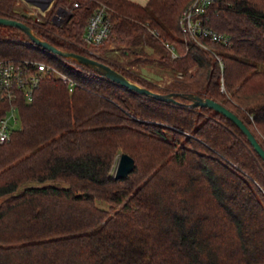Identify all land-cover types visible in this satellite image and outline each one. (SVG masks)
<instances>
[{
	"label": "trees",
	"instance_id": "trees-1",
	"mask_svg": "<svg viewBox=\"0 0 264 264\" xmlns=\"http://www.w3.org/2000/svg\"><path fill=\"white\" fill-rule=\"evenodd\" d=\"M192 1L54 0L32 14L0 0V16L53 45L183 93L175 102L140 94L0 24V57L53 69L20 100V124L0 142V264H264V160L232 120L185 95L220 101L255 135L253 125L264 126V0L209 2L199 17L226 43L182 29ZM101 4L110 32L95 47L115 46L96 55L83 34ZM147 47L168 69L164 83L136 69L151 62ZM121 152L135 167L115 177Z\"/></svg>",
	"mask_w": 264,
	"mask_h": 264
},
{
	"label": "built area",
	"instance_id": "built-area-1",
	"mask_svg": "<svg viewBox=\"0 0 264 264\" xmlns=\"http://www.w3.org/2000/svg\"><path fill=\"white\" fill-rule=\"evenodd\" d=\"M24 0L33 8L30 12L36 14V11L44 13L54 0ZM211 0H193L182 12L180 23L182 29L193 37L208 36L216 42L226 43L228 37L215 32L212 28L204 24L199 14L204 11ZM47 3V4H46ZM78 6L74 2L71 7L58 6L54 19H59L60 14L68 13L73 7ZM66 13V14H67ZM106 6L99 5L89 17L83 39L89 48L100 44L110 32V24L105 17ZM57 55V54H56ZM59 56V55H58ZM61 57V56H60ZM220 65L222 62L218 57ZM50 71L51 66L38 59H12L0 57V142L9 140L13 130L20 124L18 106L20 100L30 101L38 88L41 79ZM69 87L73 81L65 74L56 71Z\"/></svg>",
	"mask_w": 264,
	"mask_h": 264
},
{
	"label": "water",
	"instance_id": "water-1",
	"mask_svg": "<svg viewBox=\"0 0 264 264\" xmlns=\"http://www.w3.org/2000/svg\"><path fill=\"white\" fill-rule=\"evenodd\" d=\"M49 0L47 1V3ZM46 3V4H47ZM0 24H6V25H13L21 30H23L30 38L32 42L35 44L52 51L53 53L69 59L77 64H81L83 66L90 67L94 69L97 73L119 83L120 85L129 88L131 90H134L140 94L151 96L153 98L168 101V102H175L177 101L175 99V95L183 93L173 92L169 91L166 93L158 92L151 90L136 81H133L129 79L127 76H125L123 73L119 72L112 66L94 58L88 55H84L79 52H74L71 50H65L61 49L49 41L39 37L36 35L32 29L22 22L21 20L15 19V18H9L5 16H0ZM190 99V105L196 106V105H202V106H208L213 108L214 110L224 114L227 116L230 120H232L245 134L246 138L249 140L250 144L253 146L255 152L264 160V147L260 143V141L257 139L255 134L251 131V129L243 122V120L231 109H229L227 106H225L223 103H221L218 100H215L209 96H202L197 93H187L185 94ZM135 167V161L134 158L129 155L126 152H121L117 158L116 165L114 168V176L115 177H125L130 171H132Z\"/></svg>",
	"mask_w": 264,
	"mask_h": 264
},
{
	"label": "rangeland",
	"instance_id": "rangeland-1",
	"mask_svg": "<svg viewBox=\"0 0 264 264\" xmlns=\"http://www.w3.org/2000/svg\"><path fill=\"white\" fill-rule=\"evenodd\" d=\"M22 1L23 3H26L24 2V0H20ZM27 4V3H26ZM28 5V4H27ZM52 5H49L50 7H48V9L45 10L48 11L49 9L52 8ZM30 10L31 9H36V8H33L31 7L30 5H28ZM65 6H63L64 8ZM57 9L58 7L56 8V10L53 12L52 16H51V21L54 22V23H60L64 17L66 16V13H64V11L60 14V18L59 19H54V15L57 13ZM37 10V9H36ZM36 12H40V11H36ZM20 29V28H19ZM23 31V30H22ZM26 34V33H25ZM27 35V34H26ZM28 36V35H27ZM29 38V36H28ZM30 39V38H29ZM115 46V43L112 42V41H107L105 43H103L102 45L98 46V47H95V48H91V50H94L96 52V55H98L101 51V48H104V47H113ZM147 49H149L147 47ZM50 53H53L52 51L49 50ZM55 54V53H53ZM158 55V52L156 51H152L149 49V52H148V56L149 57L148 59L151 60V62H145V63H141L140 65L137 66V70L146 74L147 76L153 78V79H157V81H159L160 83H164V81H166V79L168 78V69H165V68H162L160 67L157 63H156V56ZM142 56H146V55H142ZM158 73H159V76H158ZM19 125V124H18ZM247 125V124H246ZM249 127V126H248ZM264 127V126H263ZM261 127V125L257 126V125H253V129H254V132L256 133V135H258L260 137V139H262V142H264V128ZM250 128V127H249ZM251 129V128H250ZM251 131L253 132V130L251 129ZM255 135V136H256ZM261 143V142H260ZM120 154V153H119ZM118 154V156H119ZM117 156V158H118ZM117 158H116V161H117ZM115 165H116V162H115ZM115 168V167H114Z\"/></svg>",
	"mask_w": 264,
	"mask_h": 264
},
{
	"label": "crops",
	"instance_id": "crops-1",
	"mask_svg": "<svg viewBox=\"0 0 264 264\" xmlns=\"http://www.w3.org/2000/svg\"><path fill=\"white\" fill-rule=\"evenodd\" d=\"M133 1H136V2H139V3H145L147 0H133Z\"/></svg>",
	"mask_w": 264,
	"mask_h": 264
}]
</instances>
